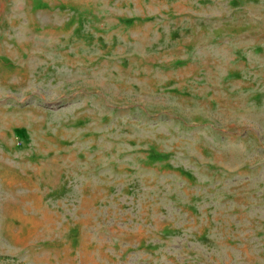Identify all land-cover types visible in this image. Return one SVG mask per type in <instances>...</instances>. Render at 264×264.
<instances>
[{"label":"rangeland","instance_id":"obj_1","mask_svg":"<svg viewBox=\"0 0 264 264\" xmlns=\"http://www.w3.org/2000/svg\"><path fill=\"white\" fill-rule=\"evenodd\" d=\"M41 1L0 0V264H264V0Z\"/></svg>","mask_w":264,"mask_h":264},{"label":"crops","instance_id":"obj_2","mask_svg":"<svg viewBox=\"0 0 264 264\" xmlns=\"http://www.w3.org/2000/svg\"><path fill=\"white\" fill-rule=\"evenodd\" d=\"M34 1V4H35V7L37 8H40L39 11H48L47 10V5H45L41 0H33ZM51 1V0H50ZM39 6V7H38ZM31 16L30 13H27V11L24 12V16ZM38 15V10L35 11V17ZM36 23V22H35Z\"/></svg>","mask_w":264,"mask_h":264}]
</instances>
